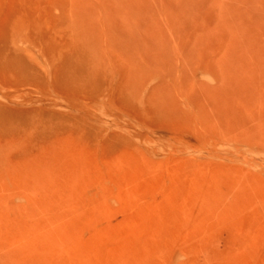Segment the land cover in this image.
Returning <instances> with one entry per match:
<instances>
[{
    "label": "rangeland",
    "instance_id": "1",
    "mask_svg": "<svg viewBox=\"0 0 264 264\" xmlns=\"http://www.w3.org/2000/svg\"><path fill=\"white\" fill-rule=\"evenodd\" d=\"M0 264H264V0H0Z\"/></svg>",
    "mask_w": 264,
    "mask_h": 264
}]
</instances>
